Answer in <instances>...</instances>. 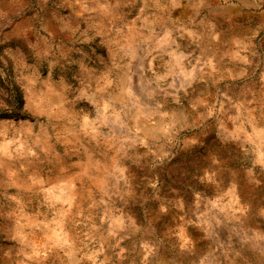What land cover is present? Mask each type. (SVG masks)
<instances>
[{
    "label": "rangeland",
    "instance_id": "rangeland-1",
    "mask_svg": "<svg viewBox=\"0 0 264 264\" xmlns=\"http://www.w3.org/2000/svg\"><path fill=\"white\" fill-rule=\"evenodd\" d=\"M0 264H264V0H0Z\"/></svg>",
    "mask_w": 264,
    "mask_h": 264
}]
</instances>
